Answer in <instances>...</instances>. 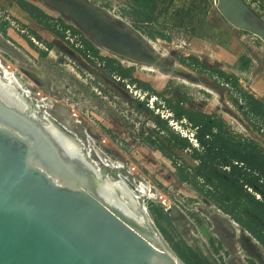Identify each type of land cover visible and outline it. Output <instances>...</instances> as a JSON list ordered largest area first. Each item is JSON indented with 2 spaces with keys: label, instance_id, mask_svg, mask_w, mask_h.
I'll return each mask as SVG.
<instances>
[{
  "label": "rangeland",
  "instance_id": "rangeland-1",
  "mask_svg": "<svg viewBox=\"0 0 264 264\" xmlns=\"http://www.w3.org/2000/svg\"><path fill=\"white\" fill-rule=\"evenodd\" d=\"M26 1L53 18L62 17L43 0ZM89 2L116 18L130 21L123 15L127 9L125 0ZM244 3L264 21L261 0ZM216 6V0H211L204 22L196 27V35L183 29L165 28L163 32L170 39L167 42L160 38L152 40L138 30L143 37L156 42L169 68L149 72L132 66V78L148 83L163 98L181 104L182 108L218 114L235 132L249 137L250 132H257L242 117L234 92L220 80L211 78L210 73L199 74L178 61L180 57L193 56L207 68L233 76L243 91L264 104V42L254 33L233 27ZM147 28L143 27L144 30ZM65 36L70 44L76 40L67 31ZM98 52L102 57L114 59L107 50ZM175 62L202 81L211 83L218 97L181 83L179 78L193 79L194 76L173 70ZM0 66L14 75L19 83L16 91L37 117L45 118L42 112L48 113L47 122L79 145L85 159L95 166L101 177H107L115 184L113 181H117L119 187H114L118 188L114 191L124 203L133 196L134 199L128 200L130 204L126 203L132 211L141 206L146 209L157 234L162 237L153 214L160 209L165 216L161 225L164 227L169 221L172 230H168L176 240H183L207 264H264V247L245 236L242 229L236 232L228 227L216 214L217 203L201 192L205 187L200 180L190 174L182 177L169 158L145 142L146 135L154 134L157 129L159 119L156 114L171 119L169 112L157 109L158 97L148 98L144 105V92L127 81L106 76L99 64L87 62L72 45L30 18L15 0H0ZM23 89L30 94L23 93ZM39 106L49 109L44 111ZM168 126L184 133L173 121ZM257 135L264 141V133ZM259 144L264 148L260 141ZM175 152L186 165L196 166L186 153ZM98 156L107 160V164L119 162L123 167L118 172L120 177L115 179L113 172L98 169L95 163ZM211 182L219 186L218 182ZM142 185L151 190V196L138 197V188ZM123 188L129 191L126 195L122 194ZM137 216L140 217L138 212ZM167 247L171 249L168 244ZM174 255L178 264H184Z\"/></svg>",
  "mask_w": 264,
  "mask_h": 264
},
{
  "label": "water",
  "instance_id": "water-1",
  "mask_svg": "<svg viewBox=\"0 0 264 264\" xmlns=\"http://www.w3.org/2000/svg\"><path fill=\"white\" fill-rule=\"evenodd\" d=\"M43 2L95 49L169 68L130 21L89 0ZM216 2L233 27L264 42V21L243 0ZM46 122L0 80V264H178L146 209L132 211L79 145Z\"/></svg>",
  "mask_w": 264,
  "mask_h": 264
},
{
  "label": "trees",
  "instance_id": "trees-1",
  "mask_svg": "<svg viewBox=\"0 0 264 264\" xmlns=\"http://www.w3.org/2000/svg\"><path fill=\"white\" fill-rule=\"evenodd\" d=\"M125 1L127 9L123 15L135 29L152 40L160 38L169 42V37L163 32L165 28L183 29L196 35V27L204 22L211 0ZM250 1L255 3L259 0ZM261 1L264 5V0ZM15 3L46 30L72 45L87 62L99 64L106 76L127 81L144 92V105L148 98L158 97L157 109L169 112L171 119L156 114L159 119L157 129L154 134L146 135L145 142L169 158L182 177L184 174L197 177L205 187L201 192L264 247V148L258 142L235 132L218 114L185 109L181 104L163 98L148 83L133 79L132 67L123 68L117 60L100 56L98 50L72 26L25 0H15ZM144 26H148L147 30L143 29ZM66 31L76 38L74 43L66 40ZM178 61L199 74L210 73L211 78L220 80L232 90L244 120L257 134L263 135L264 104L243 91L233 76L207 68L193 56L180 57ZM170 121L179 125L184 133L168 126ZM190 135L195 140V147L191 144ZM175 151L186 153L196 166L186 165ZM210 180L218 182L219 186H214ZM153 216L162 237L184 264H207L183 240H176L168 230L171 228L169 221L166 226L161 225L160 221L165 218L162 210L157 209Z\"/></svg>",
  "mask_w": 264,
  "mask_h": 264
},
{
  "label": "bare ground",
  "instance_id": "bare-ground-1",
  "mask_svg": "<svg viewBox=\"0 0 264 264\" xmlns=\"http://www.w3.org/2000/svg\"><path fill=\"white\" fill-rule=\"evenodd\" d=\"M51 7V6H50ZM54 10V9H53ZM116 18V17H115ZM117 19H119V18H117ZM140 35V36H139ZM139 35L137 34L136 36H137V38H140L142 35L139 33ZM143 37V36H142ZM141 37V38H142ZM145 38V37H144ZM143 38V39H144ZM91 40V39H90ZM145 40H147L148 42H149V44L152 46V47H154V50H155V52H157L158 54H159V56L160 57H162V58H165V56H164V54H160L159 53V50L157 49V44H156V42H153V41H151V40H149V39H146L145 38ZM92 41V40H91ZM93 42H94V40H93ZM96 43V42H95ZM100 47V48H99ZM98 48H99V50H101V49H104V50H107V49H105V48H102V46H98ZM103 51V50H102ZM108 51V50H107ZM107 53V52H106ZM111 54H113V58L114 59H117V60H119L120 61V63H122L123 65H126V66H138V67H142V70H146V71H149V72H152V71H154V70H157L158 71V69H159V67H156V66H153V65H147V64H140V63H136L135 64V62H133V60H129V59H126V58H122V57H120V56H118V55H116V54H114L113 52H110ZM137 64H139V65H137ZM171 64H173V63H171ZM173 70L175 69L176 71L178 70V71H180L181 73H185V74H188V75H191V76H194V78L193 79H186V78H179V80L181 81V83H183V84H187V85H189V86H193V87H195V88H198V89H200V90H203V91H205V92H207V93H209V94H211V95H214V96H216V97H218V94H217V92H216V90H215V87L211 84V83H209V82H206V81H202V79L201 78H199L197 75H195L193 72H190V71H188L186 68H184L183 66H181V65H179L178 63H174V65H173ZM170 69H172V68H170ZM165 73V72H164ZM176 74V73H175ZM159 75V74H158ZM170 77V76H169ZM0 78H2V79H4L6 82H5V84H8V85H10L11 87H13L14 89L16 88V89H18L19 90V83H18V81L16 80V78L14 77V75L10 72V71H8L5 67H1L0 66ZM174 78L175 79H178L177 77H175L174 76ZM171 79V78H170ZM21 89V88H20ZM22 92L23 93H25V94H30V92H28V91H26L25 89H23L22 90ZM27 97V96H26ZM40 107V106H39ZM40 108H43L42 110H44V111H46V110H48L49 108H47V106H42V107H40ZM43 113V115L45 116V119L47 118V116H49L48 115V113H46V112H42ZM41 116V115H40ZM40 118H42V119H44L43 117H40ZM46 120H49L48 118L46 119ZM48 123V122H47ZM247 131H249V130H247ZM250 132V131H249ZM250 137L251 138H253V140L255 139V140H258V141H260L261 143H262V145L264 144V141L257 135V134H255V133H253V132H250ZM95 163H96V167L98 168V169H102V168H105L104 170L105 171H109L110 173H112L113 172V176L115 177V179H117L118 177H120V173L118 174V172L121 170V169H123V167L121 166V164L119 163V162H112L111 164H107V160H105L104 158H102L101 156H98L97 158L95 157ZM118 175V176H117ZM106 182H109L111 185V187H112V189L114 190V189H117V188H114V187H119L118 185H117V181H113V182H116V184L115 183H112V182H110V181H108L107 179H104ZM122 185V184H121ZM119 190H121V189H119ZM122 191V194L123 195H126L127 194V192H129V191H126L124 188L121 190ZM138 194H140V196H138V197H144V196H151V190L147 187V186H144V185H142V186H140L139 188H138ZM133 195V194H132ZM120 197V196H119ZM122 198V197H121ZM130 199H134L133 198V196H130V197H128L127 198V202H128V200H130ZM125 200V199H124ZM123 201V200H122ZM126 202V203H127ZM129 203V202H128ZM130 204V203H129ZM135 206V205H134ZM216 214L220 217V218H222V220L224 219L225 221H226V223L228 224V227H230L231 229H234V230H236V232L239 230V229H242L238 224H236V222H234L233 220H231V218L230 217H228L226 214H224V213H222L221 211H219V210H217V212H216ZM141 216V215H140ZM218 217V218H219ZM135 218V217H134ZM140 218V217H139ZM139 218H137L136 217V219H139ZM140 220V219H139ZM137 220L142 226H144L145 224L140 220ZM224 222V221H223ZM225 226H226V224H225ZM145 227V226H144ZM226 230V229H225ZM241 231V230H240ZM246 232V231H245ZM154 233H155V231H154ZM157 234V233H156ZM245 234V233H244ZM248 234V233H247ZM155 239L156 240H153V245L154 246H157V244L159 243H161L160 242V239H159V236L158 235H156V237H155ZM251 239V238H250ZM254 243L256 242L255 240L253 241ZM253 250V249H252ZM249 251H251V250H249Z\"/></svg>",
  "mask_w": 264,
  "mask_h": 264
},
{
  "label": "flooded vegetation",
  "instance_id": "flooded-vegetation-1",
  "mask_svg": "<svg viewBox=\"0 0 264 264\" xmlns=\"http://www.w3.org/2000/svg\"><path fill=\"white\" fill-rule=\"evenodd\" d=\"M26 1V0H25ZM31 4V3H30ZM32 34V33H31ZM132 67V66H131ZM129 68V67H128ZM225 214V213H224ZM227 215V214H226ZM228 217H230V216H228ZM231 218V217H230ZM231 220H233L232 218H231ZM234 221V220H233ZM235 222V221H234ZM241 227V226H240ZM242 228V227H241ZM242 230L244 231V235L245 236H247V237H250L251 239H253V240H255L244 228H242ZM246 231V232H245ZM248 233V234H247ZM256 244H257V241H256Z\"/></svg>",
  "mask_w": 264,
  "mask_h": 264
},
{
  "label": "built area",
  "instance_id": "built-area-1",
  "mask_svg": "<svg viewBox=\"0 0 264 264\" xmlns=\"http://www.w3.org/2000/svg\"><path fill=\"white\" fill-rule=\"evenodd\" d=\"M243 1H246V0H243ZM247 1H249V0H247ZM190 141H191V144L195 147L196 144H195V140L192 139V135H190Z\"/></svg>",
  "mask_w": 264,
  "mask_h": 264
}]
</instances>
